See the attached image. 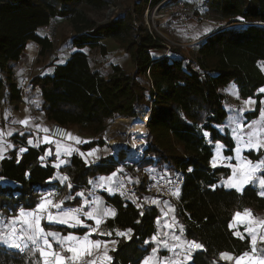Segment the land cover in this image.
I'll return each mask as SVG.
<instances>
[{
  "label": "trees",
  "instance_id": "16d2710c",
  "mask_svg": "<svg viewBox=\"0 0 264 264\" xmlns=\"http://www.w3.org/2000/svg\"><path fill=\"white\" fill-rule=\"evenodd\" d=\"M160 1L151 2L155 5ZM149 2L136 0L125 16L105 22L93 19L91 13L102 14L119 0H0V97L18 109L23 97L14 80L13 63L24 55L29 40L40 46L36 63L51 55L53 42L40 29L55 16L65 18L72 34L65 35L64 41L77 50L59 63L50 59L30 81L40 90L41 109L48 121L93 137L82 145L83 150H89L104 142L103 131L109 123L135 118L139 106L148 105L147 149L139 166L154 165L157 172L169 176L181 174L177 200L145 203L139 208L120 193H104L106 204L116 210L115 217L103 224L112 234L102 238L117 240L109 249L108 264H142L153 249L159 258L167 256L159 240L165 235L160 227L169 218L175 223L170 238L179 230L182 234L178 237L184 243L203 245L192 249L190 259L182 264H235L222 254L239 257L251 244L248 235L240 236L231 226L234 215L264 210V195L252 183L241 191L225 187L223 181L230 176V167L212 162L217 142L223 145L226 157L233 156L236 147L229 131L221 128L228 116L223 89L235 83L241 99H256L247 118L257 117L261 108L264 0H205L202 10L220 25L196 44L195 54L176 46L167 51L160 37L135 24L143 21ZM230 24L235 25L228 27ZM105 38L115 40L130 55L131 70L112 65L111 73L104 75L93 69L83 48L106 54L101 44ZM28 136L13 137L17 146L27 147L26 152L18 157L14 149L1 162L0 176L9 184L0 186V209L36 208L40 198L34 193H39L57 172L53 155L48 163L42 159L53 144L29 145ZM246 155L259 160L264 150ZM119 167L112 155L86 163L79 154H73L59 169L68 179L56 199L66 207L80 206L82 197L77 193H86L94 180ZM163 210L169 216L161 221ZM44 228L78 235L88 230L47 223ZM155 235L157 239H153ZM257 251L264 258V241L259 242ZM40 260L39 253L30 249L22 253L0 244V264H37Z\"/></svg>",
  "mask_w": 264,
  "mask_h": 264
},
{
  "label": "crops",
  "instance_id": "0c3cea01",
  "mask_svg": "<svg viewBox=\"0 0 264 264\" xmlns=\"http://www.w3.org/2000/svg\"><path fill=\"white\" fill-rule=\"evenodd\" d=\"M135 1L136 0H121L119 2V4H121L123 9L128 10V9H131L133 7ZM174 20L180 21L181 24L179 26V31L182 33L181 34L182 36L187 37V38H191V39L195 37V40H193L191 42L194 44L192 46V48L190 49L191 54H195L197 52L198 47L196 44L199 42L198 40L207 37L213 31L216 30V28L211 29V30H207L206 28H204L203 25H197L198 23L195 21H189L188 23L187 22L185 23L178 18H176V19L175 18H168V19L161 20L158 24L160 26L161 30L164 32V34L169 35V34H173L175 32L173 30V28L175 27V25H174L175 21ZM65 28H68V32L64 31ZM69 31H70V26H69L68 22L66 21L65 18L60 17V16L53 17L51 22L49 23V25L40 29V32L42 34L45 35L48 32L50 34V36L53 38V54H55L56 56H53L52 53H51V55L48 54L46 57L41 58V61L39 63H36V60L39 57V50H40L39 44L35 41H32V40H29L27 42L24 55L21 57V59L19 61L13 63L14 69H15L14 70V80L19 87L21 85L30 86L31 85L30 81H31L32 77L35 74L39 73L42 70L44 63L48 62L50 59H54L56 63H59V62L63 61L68 56L69 53L77 50L76 47L71 46L68 42L64 41V37H65V35H67V33L69 34ZM64 32H65V34H64ZM59 44H62L61 48H58ZM101 44L106 47V55L110 54L112 52L119 53L120 51L123 50L115 40L110 39V38H105V39L101 40ZM64 46H65V49H63ZM83 50L89 54V48H83ZM183 50L185 51V49H183ZM122 52H124V51H122ZM185 52L187 54H190L187 51H185ZM124 53L128 56V62H130L129 64H131L130 55L127 54L126 52H124ZM113 65H119L123 69H125L119 62L113 63ZM95 70L99 71L98 68ZM262 71L264 72L263 69H262ZM104 75H108V74H104ZM262 90H264V87H262L259 90L260 93L264 94V91H262ZM223 93L226 96L224 104H225V107L227 109L228 116H227V119L225 120V122L221 128L227 129L229 131L230 135L232 136V138L234 139L235 144H236L233 156H228V157H231L230 162L221 164L224 166H228L231 169V174L229 177H227L223 181V185L227 188H234V189L241 191L249 183H245L241 187H230L229 186V184L232 183V181L230 179L233 175V171H232L233 169H232L231 164L237 163L239 158L241 157V155H243L244 153L253 152V153L257 154L260 151L264 150V148H263V149H260L257 151V150H253V149H250L249 147L244 146V144L248 138L249 133H255L256 138L264 139V127L261 130H260V128H258L259 125L264 126V98L261 100V108H260L258 116L255 118L249 119V118H247L246 113L254 110L255 105H256V99L255 98L241 99L239 97L238 86L235 83L229 84L225 89H223ZM41 105H42V95L40 93V90L38 88L32 87V89H30L25 94V96L23 97L21 103L19 104L18 109H15L14 106L9 104L8 102L5 105V107L2 106L3 107V117L0 121V165H1L2 160L4 158H6L7 155L14 149L17 150L18 157H20L24 152H26L27 147L17 146L16 144L11 142V139L17 134L18 135L28 134L29 136L27 138V142L29 145L39 146L41 144L50 143L42 135L45 134L48 138H50L48 136V132H49V129H50L52 123H50L48 121L45 112L41 109ZM232 121H233V123H230ZM240 137H243V140ZM52 144H53V146L56 145V146H59L60 148H63V147L65 148V146H68L66 141L60 142V141H53L52 140ZM223 150H224L223 145L220 142H217L215 144V155H214V159L212 162L214 165H217L216 164L217 161H220L226 157L223 153ZM82 151H85V150H82ZM45 153L48 154L49 156H51V155L54 156V160H53L52 164L56 167L57 172H56L55 176L48 181L47 185L39 188L40 189L39 190V196H38L40 198L39 204L45 200L51 201L52 204H57L56 200H55V197H56L55 194L58 195L59 188L68 179L67 177H66L67 179H63V178H65V176L62 174V172L59 169L61 167L65 166L69 162V159L73 154H79L82 157V153L81 152L77 153V152L72 150L71 153L68 152V153L64 154L61 151H59V149H57V148H54V149L47 148L45 150ZM83 160L86 163H89L87 160H85V159H83ZM254 161L255 162L256 161H264V156L261 159L254 160ZM92 162H90V163H92ZM143 168H145V170L142 169L138 172L125 171L126 175H124L125 178L130 180V181H132V180L129 179L130 178L129 175H131V176L134 175V177H135L134 182L138 180V182L141 183L143 181L142 184H140L142 189H144V181L147 180L152 173L157 172L156 171L157 169L154 165L145 166ZM132 173H134V174H132ZM115 176L117 177V182L119 184L120 175L118 174L117 171H114L112 174H110L108 176H101L99 179L94 180L92 183V187L86 193L85 192L83 193V195H84L83 197L81 196L82 197V203H81L80 207H78V208H82V209L84 208V210L86 209L85 212L93 211L94 209L98 210V212L94 213L92 218H88V217L83 215L85 219L80 218L83 223L81 225H77L76 227H84V225H88L89 227H87V229H88L87 233H89L91 231V229H93V228L96 230L102 229V231H104V234H101V236H98L96 231L91 232V234L88 235L89 241L99 240L101 242L99 248H100V253L104 259H105V255L108 257L109 249L117 244V240L116 239L107 240L105 238H102L103 236H107V235L112 234L109 232V230H106L103 227V224L106 221V219L115 217L116 210L113 207H111L110 205L106 204L105 199H104V193L102 195L100 194L99 195L100 197L96 196V195H98L96 193L97 189H94V188L97 185V182L101 181V182H103L102 183L103 186L106 185V186H104V189H105L104 192L105 193H107V194L118 193L116 191V187L118 184L115 187H113V189H112L113 191H111V192L108 191V189H110L112 187V186L108 185V182L109 181L113 182L112 178ZM101 178H104V179L101 180ZM8 184H9V182H7L4 178H2L0 176V186H4V185H8ZM255 186H257L260 190H263L260 187V185H255ZM142 193L144 194V191H142ZM178 195H179V191H178L177 196L175 198H172V199L177 200ZM89 197H90V199H89ZM85 200H87V203H85ZM157 201H163V200H157ZM153 203H156V201H152L151 205ZM37 208H38V206L34 209H31V210H28V209H24V210H25V212H36ZM70 208H77V207H70ZM70 208L63 210V209H57L55 207H51V205H49L48 211L51 212L53 215H56L58 212L67 211ZM20 209H23V208H18L15 211H12L8 208L7 209L1 208L0 209V221L3 220V217H4V218L9 219L12 222H16V224L14 223L16 228H22L25 234H21V236H17V234H13V235L9 236L8 230H3V233L7 234V237H8L7 240L20 243L21 249H25V248L28 249L31 245H33L32 241L28 239V236L31 235V229L28 227V224L24 222L26 218L20 217V213H19ZM262 211H264V210H262ZM37 214H39V213H37ZM168 216H169L168 212L166 210H163V214H162L160 220L162 221V219H164ZM15 219H19V220H15ZM97 220L100 221L99 224L96 223ZM170 221H172V220L169 218L166 222L162 223V226L160 227V231L163 230L165 232V235H168V233H172V227L173 226L169 224ZM233 222L231 223V226L233 225ZM44 223H47V224H50V223L47 221L46 218H42L40 220V227L44 230L45 234L52 233V234H57V235L55 237L52 235L42 236L38 240L39 248L43 249L44 251L49 253V255L47 257H42V255H41V258L43 260L44 259L53 260L54 255L57 254V253H55V246L54 245L56 244V242L61 243L62 238L67 237L68 235H72L74 238H83L87 234V233L84 235H78L75 233L63 234V233L58 232V231L46 230L44 228ZM70 223H72V221H70ZM52 224H59V223H52ZM59 225L68 226L65 224H59ZM1 228H2V226L0 224V229ZM116 233H117V231H116ZM3 237H5V236H3ZM45 238L48 240L50 247L43 244V240ZM162 238H164V237H162ZM166 239H167V237H166ZM175 239H176V242H175L176 245H173V244L170 245L169 244L171 246L170 247L171 252H172V250L179 248L178 246H180V243H184L179 239L177 234L175 235ZM113 241H115V244L112 243ZM65 242H72L71 247L78 246L77 241L64 240L63 243H65ZM165 242L168 243V241H165ZM0 244L6 246L8 248L17 249L15 247L8 246L4 243H0ZM25 244H27V247H25ZM103 244L106 245V247H107V245L110 246L108 251H102ZM194 248L195 247L191 246L190 243H185L184 248L180 247V250L181 251L187 250V260L186 259L181 260L179 258L176 260V262H178V260L179 261L181 260L180 262L182 264L183 262L188 261L190 251ZM21 249H17V250H21ZM94 249L97 250V248H91L89 250L92 252V251H94ZM39 253L41 254L40 250H39ZM178 254H179V252H175L172 255L177 256ZM58 255L60 257H62L61 254H58ZM71 255H72V253H71ZM86 255L88 256V254H86V253H80L78 257H84ZM151 255H152V253L143 260L142 264H145V261ZM168 258H169L168 255L162 257L159 261V264H168V261H169ZM106 261H105L106 264H108L109 260H106ZM95 264H100V263H97V260H95Z\"/></svg>",
  "mask_w": 264,
  "mask_h": 264
},
{
  "label": "rangeland",
  "instance_id": "374dc122",
  "mask_svg": "<svg viewBox=\"0 0 264 264\" xmlns=\"http://www.w3.org/2000/svg\"><path fill=\"white\" fill-rule=\"evenodd\" d=\"M185 1H187L188 3H194L195 2L198 5L199 10L202 11L203 3H204L205 0H185ZM91 16H92L93 19H95L97 21H105L106 18H107V9L102 14L93 12V13H91ZM174 21H175L174 22L175 27L173 28V30L175 32L173 34H169L168 35V34H164V32L161 30L162 34H163V37H165L164 39H167L168 42H175V43L180 44V45H176V47H180L182 49H185V51L189 52L190 49L192 48V46L194 45L191 42L193 40H195V37L191 39V38H187V37L182 36L181 35L182 33L179 31V26L181 24L180 21L179 20H174ZM197 25H203L204 28H206L207 30H211V29H215V28L217 29L220 24L217 21H215L213 18H211L209 21L200 22ZM64 31L68 32V28H65ZM65 32H64V34H65ZM61 47H62V44H59L58 48H61ZM63 49H65V46H64ZM122 51H124V50H122ZM122 51H120L119 53L112 52V53L106 55V54L101 53V51H99V50H89V58H90V62H91V65H92L93 69L95 70V69L98 68L99 71L102 72L103 74H110V72L112 70L113 63L119 62L126 70H131L132 69V64H129L130 62H128V56L124 53L125 51L124 52H122ZM158 53L159 52H154V55H157ZM189 53L191 54V51ZM52 55L56 56L53 53H52ZM260 67L264 70V61L260 62ZM1 103H2V106L5 107V105L7 104L6 99L1 98ZM148 112H149V106L142 104V105L139 106L138 116L137 117H135V118H126L127 120H125L124 122L121 121V119H123V118H120V119H117V120L109 123L108 126L106 127V129L103 131V140H104V142L101 145H99V146H95V147H93V148H91L89 150H85L86 152L82 151L83 150L82 149V145L89 143L94 138L89 136V135H87V134L80 133L77 128H73V127H69L70 136H69L68 141H66L68 146H65V148L64 147L60 148L59 146L54 145V148L59 149V151H61L64 154H66L68 152L71 153L72 150L77 152V153L81 152L82 153V158L87 160L89 163L92 162V161L96 162L102 157H109L111 155L114 157V159H118V161H121V162H124V163L127 162V164L132 163L133 162V159H131L132 157L131 158H125V157H119L118 156L116 158L113 155V153H112V151H111V149L109 147V146H111L109 143L112 140H119V139H120L119 141L121 142V139H124V138L128 137V135H126V132H128L127 123L128 122H132V121L133 122H137V121L138 122H142L144 116ZM230 123H233V121L230 122ZM263 127L264 126L259 125L258 128H260V130H261ZM42 136H44L47 141L52 143V140L50 138H48L45 134H43ZM140 141L139 142H140V147H141L143 141H142V139ZM261 149H263V148H261ZM247 161H250L251 165H257L260 162V161H256L255 162L254 160L252 161L251 158H249L246 155V153H244L243 155H241V157L239 158L237 163L231 164L232 169H233L232 170L233 171V175H232L230 180L232 182H234V179L236 177H239L242 172H250L252 174V176H253V180L248 182V183H252L253 185H259V178L264 177V166H261L259 168V170L252 172L250 165L248 167H242L243 165L246 164ZM122 172L126 175L125 171H122ZM134 172H138V171L135 170ZM132 174H134V173H132ZM129 177H130L129 179L134 181V179H135L134 175L133 176L129 175ZM112 180H113V182H111V181L108 182V185L112 186L110 189H113V187H115L118 184L116 176L113 177ZM144 182H147V180H145ZM102 183L103 182H101V181L97 182V185L94 188V189H97L96 193L98 195H96V196H98V197H100L99 196L100 194L102 195L103 193H105L104 192V190H105L104 186H106V185L103 186ZM244 184L245 183L240 184L239 187L243 186ZM262 189L263 190H261V191H264V188H262ZM79 193H81V192H79ZM55 196H57V194H55ZM89 199H90V197H89ZM55 200H56V203L61 206L59 209L66 210L67 208H70V207H77V208L80 207V206H69V207H66V206L62 205L61 201L57 200L56 197H55ZM83 210H84V208H83ZM85 210H84V212H85ZM244 211H242L240 213H244ZM80 218L85 219L82 214L80 215ZM15 220H19V219H15ZM233 221L234 222H233L232 227L235 229L236 233L239 234L240 236H244L245 234L248 235L250 237V244H251V235H250V233L248 231H246V229H248V228L255 229V232L257 234V243H256V246H255L256 247V252H255L254 255H255L256 259H264L257 251V246H258L259 242L262 241L260 239V235L264 234V227H261V224L259 223L261 221H264V211L254 212V211L250 210V216L247 217L246 219H244V220H233ZM14 223L16 224V222H12L9 219L3 217V220L0 221V224L2 226V228L0 229V238L6 239V240L8 239L7 234H4L3 230H8L9 231V236H11L13 234H17V236H21V234H25L23 229L22 228H16ZM96 232H97L98 236H101V234H104V231H102V229L101 230L100 229L96 230ZM158 235H155L153 239H157ZM3 236H5V237H3ZM165 236L167 237V239L164 238L162 240V238H160L159 241L161 242V246H162L161 248H163L165 251L167 250L168 253H169L168 254V256H169L168 264H181V262H180L181 260H185V259L187 260V250H185V251H181L180 250V247L184 248V244L185 243H180V246H178L179 248H176L175 250H172V252H171V249H170L171 246L170 245H172V244L176 245L175 236H173L172 239L170 238L169 233H168V235H164L163 237H165ZM165 241H168V243L165 242ZM57 243L58 242H56V244L54 245L55 248L57 246ZM105 247H106V245L103 244L102 251H108L110 246L107 245V247L106 248ZM96 248H97V250L94 249V251L91 252L92 255H95L92 260H94V261L97 260V263H100V264H106L107 261L101 255L100 248L99 247H96ZM30 251L39 253L38 248L35 249V250H30ZM175 252H179V254L177 256L172 255ZM251 252H252V246H250V249L248 251H246L245 253H251ZM39 255H40V259L41 260L37 264H41L42 260H43L41 258V254L40 253H39ZM108 257H109V255H108ZM231 257H233V256H231ZM179 258L181 260L180 261L178 260V262H176V260L179 259ZM160 259L161 258H159V254L157 253V250H156L155 252H152V255L150 257L147 258V264H159ZM233 260H234V263L236 264L235 258H233Z\"/></svg>",
  "mask_w": 264,
  "mask_h": 264
},
{
  "label": "built area",
  "instance_id": "2783aa9c",
  "mask_svg": "<svg viewBox=\"0 0 264 264\" xmlns=\"http://www.w3.org/2000/svg\"><path fill=\"white\" fill-rule=\"evenodd\" d=\"M121 0H119L120 2ZM152 0H150L149 4L147 5L145 11H144V18L143 21L135 22L136 25H144L146 26L147 30L152 34L155 38L160 37L162 39V43L166 45L167 51L170 50L172 46L180 45L175 42H168L167 39H164L162 31L159 27V22L164 19L168 18H178L182 20L183 22H189V21H195L197 23L200 22H207L209 21L212 17L208 15L205 11H200L198 8V5L194 3H188L185 0H162L159 3L153 5ZM113 9V14L110 16V20L117 18V17H123L127 14V10L123 9L121 4L117 5H110L107 9V12ZM72 34V32H69ZM49 38L50 41L53 42V38L50 36V34L47 32L45 34ZM204 39V38H202ZM200 39V40H202ZM198 40V41H200ZM21 91H22V97L25 96V94L32 89V85H21L20 86ZM3 117V107L1 103V97H0V121ZM148 120L145 122L147 126ZM149 134V130L147 127V130L139 135L138 137L142 138V145L140 147V150L138 154L135 156V162L132 165H128L127 162H120V167L117 168L115 171L118 172L120 175V182L116 187V191L128 199L132 200L137 207L143 208L144 204H151L152 201H157V200H166V199H172L177 196V192L180 190V186L182 183L181 180V174L177 173L174 175H164L159 172L152 173L149 178L147 179V182H144V189L140 186L141 183L138 181H130L125 178V174L122 171H139L140 169L145 170V168H140L139 166V161L142 159L144 152L147 149V141L146 137ZM48 136L53 140V141H60V142H65L69 139L70 136V129L68 126H65L60 123H52ZM12 143H16V139L12 138L11 139ZM120 145L122 142L119 143ZM111 151L112 147L109 146ZM49 155L44 153L42 155V159L44 163L49 162ZM230 159L229 157H225L220 161H217V165H221L224 163H229ZM145 172V171H144ZM65 177L67 175L65 173H62ZM146 184V185H145ZM144 191V194L142 193ZM34 194H37L39 196V193L36 192ZM170 225L175 226V223L173 221L169 222ZM177 235L182 234L179 230L176 233ZM72 246V242H65L63 244L57 243V246L55 248V253L61 254L62 257L64 258V264H69L70 258L72 257L71 252H68L67 249ZM35 250L37 249L36 246L31 245L28 249H21L20 251L22 253H25L26 250ZM95 255H89V256H84V257H78L72 264H86V262L91 261ZM45 260L49 261V264L53 260L49 259H44L42 260L41 264H44Z\"/></svg>",
  "mask_w": 264,
  "mask_h": 264
},
{
  "label": "snow or ice",
  "instance_id": "6c2138e0",
  "mask_svg": "<svg viewBox=\"0 0 264 264\" xmlns=\"http://www.w3.org/2000/svg\"><path fill=\"white\" fill-rule=\"evenodd\" d=\"M264 91V90H262ZM243 140V137H240ZM245 147H249L250 149L253 150H260L261 148H264V139H259L256 138L255 133H249L248 138L244 144ZM231 159V157H229ZM251 166V171H257L261 166H264V161H260L259 164L257 165H251L250 161H247L245 165L242 167H248ZM63 179H67L66 177ZM104 178H101L103 180ZM253 180V176L250 172H242L239 177H236L234 179V182L230 183V187H239L240 184L242 183H248ZM259 185L261 188H264V177L259 178ZM69 187L71 185L69 184ZM109 192L113 191L112 189H108ZM178 194V192H177ZM261 195H264V191L260 193ZM78 196H83V193H77ZM85 203H87V200H85ZM51 205V207H55L59 209L61 206L59 204H52L51 201L45 200L42 201L37 208L36 212H25L24 209H20V217L21 218H26L25 223L28 224V227L31 229V235L28 236V239L32 241V244L36 246L40 251L42 257H47L49 255L48 252L44 251L43 249L39 248L38 240L42 236L46 235H52L56 236L57 234H52L48 233L45 234L44 230L40 227V220L42 218H46L47 221L52 224V223H59V224H65L68 225L69 227H76L77 225H81L83 222L80 219V215H84L88 218H92L94 213L98 212V210L94 209L93 211L89 212H84L82 208H70L67 211H61L58 212L56 215H53L51 212L48 211V206ZM39 213V214H37ZM250 216V210H245L244 213L237 212L234 215L235 220H244L247 217ZM72 221V223H70ZM97 224L100 223L99 220L96 221ZM261 224V227H264V221L259 222ZM84 227H89L88 225H84ZM96 229H91L89 233L85 235L83 238H74L72 235H68L67 237H64L61 239V244H63L64 240L67 241H77L78 246L76 247H69L67 249L68 252L72 253V257L70 258L69 264H72L74 262L80 253H86L88 255H92L91 251L89 249L91 248H96L100 246V241H89L88 240V235L91 234V232H95ZM129 232L131 231L130 229L128 230ZM251 235V246H252V252L251 253H244L240 257L235 258L236 264H264V259H256L255 257V252H256V243H257V234L255 232V229L253 228H248L246 229ZM120 235H126V233H119ZM243 238V237H241ZM260 239L264 241V234L260 235ZM0 243H4L8 246L15 247L17 249H21V244L17 243L15 241H9L3 238H0ZM115 244V241L112 242ZM43 244L50 247L48 240L45 238L43 240ZM191 246H194L196 248H203V245L196 243L195 241L190 242ZM25 247H27V244H25ZM153 252H155V249H153ZM190 259V256L188 257ZM222 258L224 259H233L229 254L224 253L222 254ZM105 259L109 260L110 257H107L105 255ZM44 264H49L48 260H45ZM51 264H64V258L60 257L58 254L54 255L53 261ZM86 264H95V261H88ZM145 264H147V260L145 261Z\"/></svg>",
  "mask_w": 264,
  "mask_h": 264
},
{
  "label": "bare ground",
  "instance_id": "6f19581e",
  "mask_svg": "<svg viewBox=\"0 0 264 264\" xmlns=\"http://www.w3.org/2000/svg\"><path fill=\"white\" fill-rule=\"evenodd\" d=\"M113 12V9H111L109 11V16H111V14ZM144 114V113H143ZM148 114L147 113L142 122H128V132H126V135H128V137L121 139L122 144L120 145V139L119 140H112L109 144L112 147V150L116 152L117 157H125V158H131L133 159V162H135V156L138 154L139 150H140V140L142 138L138 137L139 135H141L142 133H144L147 130V126L145 124V122L148 120ZM126 119L123 118L121 119V121H125ZM140 139V140H139ZM140 141V142H139ZM127 144V148L128 150H122V146Z\"/></svg>",
  "mask_w": 264,
  "mask_h": 264
},
{
  "label": "water",
  "instance_id": "95a60500",
  "mask_svg": "<svg viewBox=\"0 0 264 264\" xmlns=\"http://www.w3.org/2000/svg\"><path fill=\"white\" fill-rule=\"evenodd\" d=\"M110 10H111V9H110ZM110 10H109V11H110ZM109 11L107 12V18H106L105 21H109V20H110V19H109V18H110V16H109ZM233 25H235V24H230V25H227V26L229 27V26H233ZM227 26H226V27H227ZM148 118H149V117H148ZM122 150H128V148H127V144L124 145V146H122ZM112 153H113V155L117 158V154H116V152L112 150ZM120 162H121V161H120Z\"/></svg>",
  "mask_w": 264,
  "mask_h": 264
}]
</instances>
